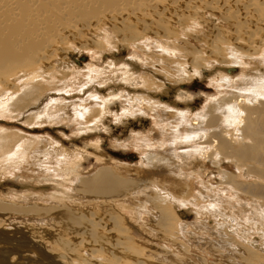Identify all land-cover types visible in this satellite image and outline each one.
<instances>
[{
	"label": "rangeland",
	"instance_id": "374dc122",
	"mask_svg": "<svg viewBox=\"0 0 264 264\" xmlns=\"http://www.w3.org/2000/svg\"><path fill=\"white\" fill-rule=\"evenodd\" d=\"M162 2L155 6L158 18H154L148 10L147 13L145 11L140 13L144 18L143 28L150 26L147 30L142 29L141 35L119 41L120 45H118L116 38L118 24L106 20L107 24L100 26L95 41H87L83 46H77L74 40H80L79 34L68 42L65 41L66 47L63 44V49L59 46L55 47L56 44L54 45L53 42L55 54L41 56V60H45L43 66L40 63L38 65L36 60H31L28 69L12 72L8 75L9 80H6L8 83L0 84V89L7 91L5 94L12 92L7 100L0 99V115H2L0 128H6L8 133L16 130L18 138H21L20 142V138L15 140L17 144L13 148L0 151V198L22 199L27 202L25 205L14 204L29 206L31 209L32 206L35 208V204L47 208L50 206V211L36 213L29 219V215L24 214L26 209L19 208L18 212H14L16 209L13 205L2 202L0 219L4 218L7 221L11 219V221L9 225L4 226L5 229L0 227V248L4 246L11 248L0 250V264H6L8 260L10 264L11 262L14 264H235V260L239 262L237 259L238 253L241 252L239 247L219 251L218 247L213 246L209 241L211 235L215 234L213 229L216 226L215 219L211 218L207 210L199 209L206 205L209 199L200 198L199 201L195 198L194 192L186 194L183 185L179 188V185L186 184L189 178L204 179L207 184H212L215 188L217 172L210 169L211 166L205 159H201L203 160L201 163L198 159L188 163L179 162L178 169L181 176L167 175L168 182L172 183L180 194H184L185 199L177 196L178 201H170L161 193L174 215L167 216L165 222L151 221L150 217L158 216V213L152 208L150 197H147L149 191L146 194L138 190L125 191L127 188L144 184L147 179H155L160 190L165 187L160 177H154V174L149 173L148 170L140 169L139 161L143 153L135 147L137 138L148 134L151 138L154 137L153 131H157L154 122L157 119L155 107L158 104L172 110H190L194 113L201 110L208 99L216 96L214 84L220 81L222 74H227L234 80L243 74L253 75L256 78L262 74L255 64L244 65L248 60V53L245 56L240 55L244 58L242 60L244 64L224 62L223 60L230 58L227 54L229 45H226L225 50L216 53L219 59H215L214 46L204 39L212 27L217 36L215 47L223 49L224 40L229 42L233 34H239L238 29L233 28L231 14L245 10L246 5L243 4L241 7L236 4L235 10H231L227 6L228 3L222 4L219 9H215L216 6L210 4L205 7H194L192 11L179 10L174 6L171 11H167L162 9ZM159 8L163 12L158 11ZM168 14H175L176 17L169 18ZM132 17L136 16L129 13L121 23L130 27L132 23L130 19L134 23L137 21ZM134 27L136 28L133 25L132 28ZM203 44L211 46L213 53L206 52ZM186 45L194 47L197 52L201 51L204 57L196 58L198 62L196 59L192 60L191 58L196 54L190 58L186 51L192 50ZM261 45L263 46L264 42ZM175 61L177 62L174 63ZM125 62L127 64H124ZM129 63L131 65H128ZM33 73L36 74L35 77ZM32 80L35 82L40 80L39 85L48 90L44 98L48 99L47 102L45 101L46 106L41 110L34 112L29 110L14 116L15 114L7 111V107ZM89 80L97 82L86 83ZM90 90L95 96L86 99V102L98 103L100 115L91 117L87 119L88 121L78 114L71 116L70 112L74 110L71 102L82 100L81 98L88 96ZM119 91H123L124 96L117 95ZM148 91L154 100L159 102L158 104H142L141 99H136L137 95L146 94ZM126 94L133 96L131 105L124 101ZM64 104H68L70 108L64 107ZM260 107L264 108V101L262 104H256V108ZM136 109H139L137 113H130L131 110ZM221 125L224 123L222 122ZM239 127L242 138L244 124ZM249 132L253 135L250 141L256 146L254 151L248 153L255 159H264V122L258 120L254 127L249 128ZM4 155L6 157H3ZM263 162L260 164L261 179L245 178V182L252 186L258 185L259 191H264ZM103 166L114 167L115 182L118 184L94 183L87 186L81 183L82 179L77 180L79 176L83 177V180L91 179L98 170L104 168ZM224 169L232 172L224 177L225 179L237 186L242 185V177L240 174H235L233 163L227 162ZM180 180L184 181L180 182ZM233 192L238 193L225 187L220 194L226 198L231 197ZM244 194L245 192H239L237 195L245 199L247 197H243ZM214 197L219 198L218 191L214 193ZM179 204L183 206L180 207ZM145 207L149 210L153 209L154 213H151V216L147 215ZM197 207L201 212H197ZM8 210H12V213ZM61 212L67 214V218L63 221L55 215ZM5 213L8 215L5 216ZM84 214L90 219L95 218L100 227L89 223L88 218L83 217ZM46 218L49 219V224ZM26 219L32 221V225ZM105 221L110 223L106 224ZM160 224L161 226L165 224L162 226L165 230L160 229ZM202 224L205 228H201ZM103 225L114 227L104 233L105 230L101 229L104 228ZM207 227L211 229L210 232L196 230L194 236L195 229H207ZM180 229L189 231V240L183 241L181 238L179 241L178 235L175 237ZM120 230L129 236V241L119 234ZM78 231L86 237L101 240L102 243H106L105 240L109 239L115 245L120 243L123 245H118L120 249H115V252L111 250L110 257L101 261L88 251L94 248L95 244L83 248L81 245L78 246L81 248L68 245L76 237L72 233H79ZM168 231L172 235L168 234ZM250 236L257 237L256 233ZM100 251L97 250L98 253L94 254H104L103 249L100 248ZM153 251L160 253L161 257L155 259Z\"/></svg>",
	"mask_w": 264,
	"mask_h": 264
},
{
	"label": "bare ground",
	"instance_id": "6f19581e",
	"mask_svg": "<svg viewBox=\"0 0 264 264\" xmlns=\"http://www.w3.org/2000/svg\"><path fill=\"white\" fill-rule=\"evenodd\" d=\"M160 1H163L162 9L167 11H171L174 6L179 10L192 11L194 7H205L210 4H214L216 6L215 9H219L222 7V4L228 3L227 6L231 10H235L234 7H236V4L240 6H243V4L244 6L246 5L247 8H244L245 10L235 11L234 14H231L233 15V22L231 23H233L234 29H238L239 34H236V31V35L233 34L231 36V41L228 42L224 40L222 45L223 49L215 47L217 46V36L212 27H210L204 39L207 43L214 46L215 54H213V57L215 59H219L216 53L225 50L226 45H229V47H227V54L230 58L226 61L223 60L224 62L230 64L243 62L242 60L244 58L240 57V55L245 56L248 53V60L245 61V64L243 62V64L245 66L255 64V67L258 68L262 74L258 75L257 78L253 75L243 74L237 80L232 79L231 76L227 74H222L220 81H217V83L214 81L215 86H213L216 88V96L208 99L201 110H197L194 113H191L190 110H172L168 107L159 105V102L154 100L149 91L146 94L137 95L136 99H141L142 104H158V106L155 107L157 119L154 122L157 131H153L154 137L151 138V135L148 134L137 138L138 140L135 143L137 150L143 153L139 161V167H141V170H148L149 173L154 174V177H160L165 183V187L160 190L155 179H147L144 184L135 188H125V191L133 192L138 190L140 193L144 194L149 191L147 197H150V204H152V208L155 212L157 211L156 213H158V216H151L154 210H149L147 207H145V212L147 215L151 216L152 222L161 220L165 222L164 219L167 216H174L166 199L178 201L176 199L177 196L185 199L183 197L184 194H180L177 189L174 188L175 186L168 182L169 177L167 175L174 174L175 176H181L179 175L180 171L178 169L179 162L188 163L198 159L199 163H201L205 159L207 164H210V169L217 172V184H214L215 188L212 184H207L204 179L200 178H189L188 181L185 180L187 183L179 185V188L184 187L186 194L191 191L194 192L195 198L199 201L201 200L200 198L209 199V202L199 207V209H201V211L203 209L207 210L211 214V218L215 219L216 226L213 228L215 234L211 235L209 240L213 243V246L216 245L219 251L228 248L238 249L239 247V249H241V252L237 255L239 262L235 260V264H264V191H259L258 185L252 186V184L245 182L246 179L250 177L254 178V180L261 179V176H259L262 173L260 164L264 161V159H255L248 153V151H254L256 146L253 141H250L253 135L252 132H249V128L254 127L258 120L264 122V108H256V104H262L264 101V45H261V43L264 42V0H0V84H7L8 82L6 80H9L8 75H11L14 71L25 70L30 65L31 60H36L38 65L40 63V65L42 64L43 66L45 60H41V56L55 54V47L64 46L65 41L68 42L69 39H73V36L79 34L81 36L80 40H74L77 46H83L87 41H95V39L98 38L100 26L107 24L106 20H111L118 24L117 26L119 29L116 33L118 45H120L119 41L141 35L142 29L147 30L150 26L148 28H143L144 18L140 16V13L142 14V12L148 10L154 18H158L157 8L155 6L160 4ZM162 9L159 8L158 11L163 12ZM210 9H212V7ZM129 13L133 16L135 15L136 17L132 18H136L137 21L134 23L132 19H130L132 22L131 26L126 27L121 22L124 17H128ZM212 16L213 15H211V17ZM153 17L152 19L154 20ZM168 17L173 18L176 17V15L168 14ZM133 25L136 26V28H132ZM219 36L220 35H218V37ZM228 39L230 40L229 37ZM52 43L54 45L56 44L55 47ZM203 45L205 46L206 52L213 53L211 46ZM186 46H189L192 50L186 51V54H189L188 56L190 58L196 54L195 57L191 58L192 60L204 57L201 51L197 52V49L194 47L190 45ZM64 47H66V45ZM196 47H198V45ZM185 50L188 49L185 48ZM196 61L198 62V59H196ZM176 62L177 61L174 63ZM37 64L32 65L36 66ZM124 64H127V62ZM128 65L131 64L129 63ZM198 74L200 75V73ZM178 75L180 77V74ZM33 76L35 77L36 74L33 73ZM90 76L93 75L90 74ZM92 78L95 79L96 77ZM87 82L90 84L91 82L95 83L97 81L89 80L86 81V83ZM29 83L30 85L24 88L16 98H12L13 100L7 107V111L15 114L14 116H18L20 113L29 110H31V112L41 110L46 106L45 104L48 99L44 98L48 90L44 86L39 85L40 80H37V82L32 80L29 81ZM6 92L5 89H0V99L7 100L12 94V92L5 94ZM117 95L124 96V93L123 91H119ZM93 96H95V93H92L90 90L88 96L81 98L82 100L71 102L74 110L70 112V115L78 114L79 117L81 116V118L86 120L100 115L98 103L86 102V99ZM124 101H127L128 105H131L133 96L127 95ZM64 107L70 108L68 104H64ZM89 107H91V109H89ZM138 110L136 109L128 112L134 114L137 113ZM86 111L87 114L85 115ZM26 115L28 116L29 114ZM222 122L224 125H221ZM238 122L239 124H237ZM242 124H244V129L242 138H240L238 127H241ZM19 138L16 130L8 133L6 128H0V151L3 152L8 148H13L15 144H17L15 140ZM20 141L21 138L19 139V142ZM202 156L204 157L202 158ZM3 157H6V155ZM227 162L233 163L236 171L235 174L241 175V186H237L224 178L232 173L224 169ZM195 163L198 165L197 162ZM113 169L114 167H104L98 170L97 174L89 180H83V177L80 176L77 180L82 179L81 183L87 186L94 183L118 184V182H115V173ZM164 175H166V178ZM172 179L174 180V178ZM196 180L198 181L195 182ZM181 181L184 180H180V182ZM225 187L230 191H237L238 193L245 192L243 197L245 196L247 198L243 199L237 195L238 193L234 192L231 197L224 198L222 194H220V191H223ZM217 191L219 193V198L214 197V193ZM2 198L3 199L0 198V208L4 201L9 203V205H13V208L15 207L14 209L16 210H14V212H18L19 208L26 209L24 214L29 215V219L36 213L50 211V206L47 208L35 204V208H33L30 203V206H32L31 209L29 206L22 207L14 204L20 203L25 205L27 202L22 199ZM179 205L180 207L183 206L181 204ZM55 207L57 208L58 206ZM39 208L44 210H40ZM11 211L9 212L12 213ZM198 211L197 207V212ZM140 214H138V216H140ZM4 215L7 216L8 214L6 215L5 213ZM55 215L59 216L62 221L67 218L66 213L61 212ZM83 217H85V214ZM83 217L81 218L83 219ZM85 218H88L87 215ZM174 218L176 219V217ZM23 220H25L24 217ZM35 220L37 221L36 218ZM35 220L34 222L36 223ZM9 221H11V219H9ZM9 221L4 218L3 220L0 219V227L5 229L4 226L9 225ZM27 221L29 224L32 222H29V220ZM46 221L49 224V219L46 218ZM88 222L100 227L95 218H88ZM152 222L151 224H153ZM105 223L107 224L110 222L105 221ZM53 225H55V223ZM163 225L165 224H162V226ZM159 226L161 227L160 229L165 230V227L163 228L161 224ZM102 227L104 228L101 229L105 230L104 233H106L108 231L107 229H113L114 226L111 225L107 227L103 225ZM201 228H205V226L202 224ZM72 230L74 229H71V231ZM196 230L211 231L208 227L207 229H195L194 236H196ZM71 233L72 232H70V234ZM167 233L170 234L169 231ZM253 233H256L257 237H251L250 235ZM72 234L76 237L70 241L71 243L68 245L77 248H81L78 247L81 245L83 248L86 245L95 244V247L90 248L88 251L101 261L107 260L112 251L115 252V249H120L118 245H123L120 242V244L117 243L118 245H115V243L108 238H106L108 240H105L107 241L106 243H102L101 240L99 241L91 237H86L82 232ZM119 234H121V236L123 235L126 240H130L129 236L121 230ZM175 234H173V237ZM177 235L179 241H181V238L183 241L189 240V231L185 232V229H180L179 234H176L175 237ZM84 236L85 238H83ZM260 242L262 243L260 244ZM70 246L68 248H70ZM100 248L103 249L104 254H94L97 250L101 252ZM140 249L142 250L143 248ZM153 254L155 259L161 257L158 252L153 251ZM1 259L3 260V257ZM180 259L184 260V258Z\"/></svg>",
	"mask_w": 264,
	"mask_h": 264
},
{
	"label": "water",
	"instance_id": "95a60500",
	"mask_svg": "<svg viewBox=\"0 0 264 264\" xmlns=\"http://www.w3.org/2000/svg\"><path fill=\"white\" fill-rule=\"evenodd\" d=\"M0 242H1V241H0ZM8 248H11V247H9V246L5 247V246H4V247H1L0 250H5V249H8ZM8 258H10L9 255H8ZM8 262H9V260L7 261L6 264H10V263H8ZM11 264H14V263L11 262Z\"/></svg>",
	"mask_w": 264,
	"mask_h": 264
}]
</instances>
